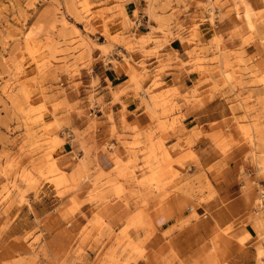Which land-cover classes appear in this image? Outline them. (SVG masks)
Returning <instances> with one entry per match:
<instances>
[{"label": "rangeland", "instance_id": "374dc122", "mask_svg": "<svg viewBox=\"0 0 264 264\" xmlns=\"http://www.w3.org/2000/svg\"><path fill=\"white\" fill-rule=\"evenodd\" d=\"M178 63L201 75L174 95ZM121 64L147 123L98 117ZM207 102L220 118L186 125ZM219 161L238 202L205 172ZM263 195L264 0H0V264L264 263ZM202 219L216 229L181 256L170 238Z\"/></svg>", "mask_w": 264, "mask_h": 264}, {"label": "crops", "instance_id": "0c3cea01", "mask_svg": "<svg viewBox=\"0 0 264 264\" xmlns=\"http://www.w3.org/2000/svg\"><path fill=\"white\" fill-rule=\"evenodd\" d=\"M187 50L188 48L186 46H182L181 44L176 42L168 44L163 50V53L165 57H167L168 54H171L174 58L178 56L183 62H186L187 60H189L188 57L184 56ZM200 75L201 73L197 70H193L190 64L181 65L180 63H178V68L169 69L162 74V81L166 83L167 91H169L171 94L176 95L178 90L185 91L195 86L196 82L200 79ZM127 80V69L122 64L117 66L116 68H111L109 73H101L99 85H97L95 88L98 97H102L104 102V104L101 102V108L98 114V117L101 121H107L112 118L115 123L119 126H121L125 119L131 121L135 120V118H138V120L142 123L148 122L149 117L146 114L145 105L142 103L141 100L142 94H139L138 96V93H136L133 89L126 88L125 82ZM109 85L113 86V88H109ZM117 85H121V88L118 90L123 91L120 92L118 96L114 94V91H118L117 89L115 90V87H117ZM202 93L205 97L209 94L208 89L205 88ZM213 101L214 99L210 100L209 102ZM209 102H207L201 109L191 112L190 115L185 118V124H197L196 122H199V124H204L213 121L214 118H220L217 115H213V111H209L211 109V107H208L207 105ZM106 125L107 123H104V127ZM207 146L208 143L206 142L205 147ZM207 161L208 162H205L203 164V166L206 168L208 167V164L212 162V160L209 159ZM101 165L104 167L108 166L107 160L103 159ZM214 165L216 170H205L211 180V184L215 188L222 190L221 198L230 197L232 199H235L236 202H238V200L241 198L239 196L240 193L233 196H231V194L226 195V191L229 189L228 187H226L227 183L221 182V185L215 184L217 183V180H214L212 176L221 169L222 161H219ZM195 170L197 171V169ZM226 174L228 175V179L231 180L230 175L231 177H233L235 173L229 170L226 171ZM236 183V181L230 182V185L228 186L236 185ZM220 186H222L221 189ZM211 204V209L213 210L212 213L214 214L232 215L238 214L245 210L244 207L239 206L237 207V211L229 212L227 208L221 205L220 198H217ZM171 214L179 215V211L172 209L169 212H162L159 216L161 225L168 224L171 221ZM179 220L180 218L177 219V221ZM194 225L192 226L191 223L187 224L170 238V241L173 243L174 247L177 249L181 256L189 257L191 255H194L197 252L199 244L205 240L204 237L203 241L200 242L198 237V230H205L207 236H210L216 229V223H208L203 219L200 220L199 223H196ZM158 231L159 233H156L153 238L154 244H157L155 246H159L162 242L161 233L163 232V228H159Z\"/></svg>", "mask_w": 264, "mask_h": 264}, {"label": "bare ground", "instance_id": "6f19581e", "mask_svg": "<svg viewBox=\"0 0 264 264\" xmlns=\"http://www.w3.org/2000/svg\"><path fill=\"white\" fill-rule=\"evenodd\" d=\"M262 252V251H261ZM258 264H264V263H258Z\"/></svg>", "mask_w": 264, "mask_h": 264}, {"label": "built area", "instance_id": "2783aa9c", "mask_svg": "<svg viewBox=\"0 0 264 264\" xmlns=\"http://www.w3.org/2000/svg\"><path fill=\"white\" fill-rule=\"evenodd\" d=\"M264 196V195H263Z\"/></svg>", "mask_w": 264, "mask_h": 264}]
</instances>
